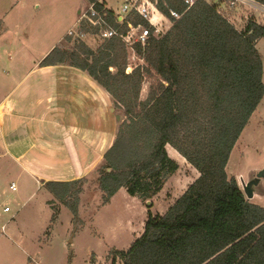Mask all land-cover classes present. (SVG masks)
<instances>
[{
  "label": "trees",
  "instance_id": "16d2710c",
  "mask_svg": "<svg viewBox=\"0 0 264 264\" xmlns=\"http://www.w3.org/2000/svg\"><path fill=\"white\" fill-rule=\"evenodd\" d=\"M150 1L171 25L151 36L144 49L135 45L146 66L125 72L119 35L104 39L96 50L77 36L102 27L124 33L125 19L148 25L133 12L118 22L104 0L87 2L106 24L80 21L75 35H64L39 62L85 71L122 110L115 138L97 166L102 204L121 187L142 202L151 200L179 166L167 144L199 173L163 214L147 210L142 233L127 249L113 250L110 264L117 258L122 264H264V207L246 199L237 179L226 172L230 153L264 95L256 48L264 25L249 19L237 29L205 0L189 8L183 0ZM171 10L181 16L171 18ZM151 70L158 80L141 95ZM85 182V177L48 180L43 186L76 221ZM51 208L55 220L59 207Z\"/></svg>",
  "mask_w": 264,
  "mask_h": 264
},
{
  "label": "rangeland",
  "instance_id": "374dc122",
  "mask_svg": "<svg viewBox=\"0 0 264 264\" xmlns=\"http://www.w3.org/2000/svg\"><path fill=\"white\" fill-rule=\"evenodd\" d=\"M123 2L105 0L109 9L121 15H124L121 11ZM88 6L87 0H0V96L13 80L30 70L51 41L60 37L62 40L69 30L75 31L80 14ZM221 11L237 29L243 28L246 16L251 13L244 7H225ZM150 20L162 26L164 32L171 25V21L158 10L153 11ZM82 40L95 50L104 44L94 34H87ZM124 47L126 66L130 65V70L146 66L135 46L133 50L129 45L124 44ZM256 48L261 55L264 83V36L257 41ZM29 75L38 77L49 73L29 72ZM157 80L153 70L146 73L141 95ZM114 109L119 118L122 117V110L115 106ZM255 110L226 165L227 175L234 176L239 185L240 176L246 179L264 165V95ZM107 114L104 111V115ZM111 132L114 138V130ZM166 146L171 148L169 144ZM177 159L178 169L167 177L159 196L154 199V213L175 201L199 175L186 159ZM8 168L5 165L0 167V264H110L112 251L126 249L133 236L143 231L144 209L148 207L145 201L143 205L137 197L121 189L110 202L102 204L97 167L85 177L76 221L71 211L54 198L51 206L59 207V211L57 218L51 220L53 211L48 200L52 195L28 174L11 172ZM11 181L16 184L15 191L9 188ZM261 190L263 194L255 195L251 202L264 207V178ZM4 206L9 208L8 212L3 211ZM2 224H5L3 230Z\"/></svg>",
  "mask_w": 264,
  "mask_h": 264
},
{
  "label": "crops",
  "instance_id": "0c3cea01",
  "mask_svg": "<svg viewBox=\"0 0 264 264\" xmlns=\"http://www.w3.org/2000/svg\"><path fill=\"white\" fill-rule=\"evenodd\" d=\"M105 7L108 8L106 4ZM60 41L61 37L51 41L30 70L13 80L0 96V107L5 112L0 125V167L28 174L41 186L48 180H72L91 174L113 142L111 130L116 135L120 119L110 102L111 95L85 71L63 64L39 66ZM29 72L49 75L34 78ZM170 147L166 146L170 157L177 162L178 157L185 159ZM121 189L125 190L121 187L117 192ZM157 196L159 192L150 200L153 206L144 209L146 216L147 210L155 214L152 210ZM52 199L53 196L49 200ZM172 203L157 213L163 214ZM141 233L133 236L130 243ZM115 264L122 262L117 258Z\"/></svg>",
  "mask_w": 264,
  "mask_h": 264
},
{
  "label": "built area",
  "instance_id": "2783aa9c",
  "mask_svg": "<svg viewBox=\"0 0 264 264\" xmlns=\"http://www.w3.org/2000/svg\"><path fill=\"white\" fill-rule=\"evenodd\" d=\"M183 1L186 4V8H189L195 0H183ZM205 1L208 3L215 4L217 6L218 11L221 13H222L221 9L225 7L231 9H236L237 7H244L245 9L251 11L249 17L246 16L245 18L246 22L247 20L251 19L257 24L264 25V4L259 2L258 0H205ZM154 10H156L155 5L150 0H124L121 7V11L124 13V15L115 14L117 21L123 22L126 14H128L129 12H133L134 14H137L141 16L144 20H146L148 22V25L147 26L141 24L134 25L130 20L125 19L124 22H126L127 29L124 33L118 34V32L111 27H104V28L102 27L100 31L98 33H94V35L100 37L102 40L108 39L113 35H119L122 42L127 46L129 45L132 50L136 44L140 45L144 49V47L148 44V41L151 36L155 37L164 33L162 26L156 25L150 20V17ZM170 16L171 18L176 19L181 16V13L171 10ZM82 20L86 21L87 26H94L97 24L102 26L103 24H106L101 13L96 9H94L93 3H90L87 10L80 14L78 19V24ZM68 34L75 35V31L69 30ZM87 34H93V33L81 32L77 36L82 40L83 37H85V35ZM130 68H131L130 65H127L125 67V72L127 73L130 72L131 71ZM4 118H5V112L0 107V125L4 123ZM9 188L12 191L16 190V184L14 181L10 182ZM3 211L8 212L9 208L7 206H4ZM4 227L5 224H2L1 230H3Z\"/></svg>",
  "mask_w": 264,
  "mask_h": 264
},
{
  "label": "water",
  "instance_id": "95a60500",
  "mask_svg": "<svg viewBox=\"0 0 264 264\" xmlns=\"http://www.w3.org/2000/svg\"><path fill=\"white\" fill-rule=\"evenodd\" d=\"M264 178V165L251 172L246 179H243L242 176L238 178L240 182V187L246 197V199L250 200L257 194H263L261 190V183ZM146 205L150 207L151 201L146 200Z\"/></svg>",
  "mask_w": 264,
  "mask_h": 264
}]
</instances>
